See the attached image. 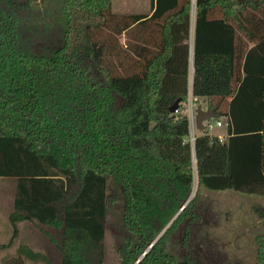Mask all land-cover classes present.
Masks as SVG:
<instances>
[{
    "label": "trees",
    "instance_id": "16d2710c",
    "mask_svg": "<svg viewBox=\"0 0 264 264\" xmlns=\"http://www.w3.org/2000/svg\"><path fill=\"white\" fill-rule=\"evenodd\" d=\"M111 1L0 0V178L15 181L0 249L36 221L61 231L59 243L43 231L61 264H104L111 213L118 264L154 241L137 264H202L168 250L199 218L198 194L184 206L193 170L198 191L264 202V0H150L149 14ZM189 85L228 122L222 140L206 127L189 141ZM255 257L264 264V233ZM26 261L50 263L20 245L0 264Z\"/></svg>",
    "mask_w": 264,
    "mask_h": 264
},
{
    "label": "rangeland",
    "instance_id": "374dc122",
    "mask_svg": "<svg viewBox=\"0 0 264 264\" xmlns=\"http://www.w3.org/2000/svg\"><path fill=\"white\" fill-rule=\"evenodd\" d=\"M111 10L115 14L148 13L150 0H112ZM194 20V3L191 9V28ZM120 43L125 42L123 36ZM192 46V29H191ZM192 62L189 61L188 79L191 82ZM198 107L207 110L205 99H195L189 95L185 104V111L194 116ZM207 130L211 134L225 132L226 127L212 126ZM196 128L190 129L189 141L196 133ZM193 170V184L190 197L198 196L196 207L199 218L191 224L189 238L183 242V227L172 235L168 241V250L179 260L189 254L202 264H256V238L264 233V202L261 197L247 195L235 191H219L216 189L197 190V179ZM14 180L0 179V199H7L9 188L14 186ZM9 224V222H8ZM119 222L113 214L105 218L104 264H118L117 245L119 243ZM28 241L33 247L48 253L52 264H61V255L57 247L49 242L46 231L56 242L61 240V231L47 227L31 225L26 228ZM1 241V239H0ZM170 248V249H169ZM9 254H11L9 252ZM8 256L7 252L0 251V259Z\"/></svg>",
    "mask_w": 264,
    "mask_h": 264
},
{
    "label": "crops",
    "instance_id": "0c3cea01",
    "mask_svg": "<svg viewBox=\"0 0 264 264\" xmlns=\"http://www.w3.org/2000/svg\"><path fill=\"white\" fill-rule=\"evenodd\" d=\"M150 11L147 13H136V14H149ZM224 133H220L218 135L224 136ZM0 179H7V178H0ZM13 180V179H12ZM8 197L7 199H0V244H5L9 241V239L11 238V227L10 224H8V216L9 214L13 211V201H14V196H15V182H14V186L11 188H9V192H8ZM31 225L32 227L35 226H40L37 224L36 221H24L18 224V237L15 240L13 246L9 247V248H5V249H0V251H4L7 252L8 256H13L16 254V251L18 250V247H20V245H24L29 247L30 249L34 250V251H39L42 252L43 254L47 255L49 258V264H52V261L50 259V256L48 255V253L41 251L40 249H37L35 247H33L32 244L29 243L28 241V234H27V226ZM40 227H44V226H40ZM9 252L11 254H9ZM5 256V257H8ZM5 257H2L0 259L3 260ZM28 262L26 261V264ZM40 264H44L43 262Z\"/></svg>",
    "mask_w": 264,
    "mask_h": 264
},
{
    "label": "water",
    "instance_id": "95a60500",
    "mask_svg": "<svg viewBox=\"0 0 264 264\" xmlns=\"http://www.w3.org/2000/svg\"><path fill=\"white\" fill-rule=\"evenodd\" d=\"M177 109V104H173L170 108L169 111L171 113H174ZM215 118H217V116L215 115V113L213 112L212 109H207V110H202L201 107H198L196 110V114L194 116V125L197 131L203 132L205 131V123L210 122L211 120H215ZM192 198L189 197L188 200L185 202L184 206L191 200ZM184 206L180 209V211L184 208ZM177 215V214H176ZM175 218V217H174ZM173 218V219H174ZM172 219V220H173ZM171 220V221H172ZM171 221L169 222V224L171 223ZM168 224V225H169ZM168 225L162 230V232L159 234L158 237H160L162 235V233L164 232V230L168 227ZM158 237L156 239H158ZM155 239V240H156ZM155 242V241H154ZM154 242H152L151 244H149V246L146 248V250L141 254V256L135 261L134 264H137L142 257H144V255L147 253V251L152 247V245L154 244Z\"/></svg>",
    "mask_w": 264,
    "mask_h": 264
},
{
    "label": "built area",
    "instance_id": "2783aa9c",
    "mask_svg": "<svg viewBox=\"0 0 264 264\" xmlns=\"http://www.w3.org/2000/svg\"><path fill=\"white\" fill-rule=\"evenodd\" d=\"M185 113L187 115V118H188V121H189V127L191 129V128H193V126H195L194 125V121H193V114L191 112H189V111H185ZM209 124H210L209 122L205 123V127L211 128V125H209ZM227 124H228V122L225 121V120H218V121H213V125L212 126L217 127V128H221V127H226ZM190 139H191L190 142L192 143L194 141V135ZM219 139L222 140L223 136L219 135Z\"/></svg>",
    "mask_w": 264,
    "mask_h": 264
}]
</instances>
